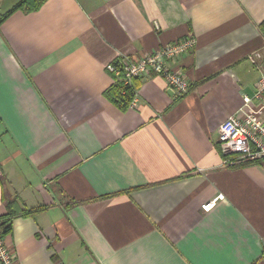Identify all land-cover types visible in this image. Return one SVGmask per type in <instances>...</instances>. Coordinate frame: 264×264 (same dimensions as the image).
<instances>
[{
    "label": "crops",
    "instance_id": "0c3cea01",
    "mask_svg": "<svg viewBox=\"0 0 264 264\" xmlns=\"http://www.w3.org/2000/svg\"><path fill=\"white\" fill-rule=\"evenodd\" d=\"M263 22L264 0H47L0 23V218L44 206L14 217L15 264H264V160L218 142L264 106ZM189 36L185 96L151 74L133 108L104 97L107 64Z\"/></svg>",
    "mask_w": 264,
    "mask_h": 264
},
{
    "label": "built area",
    "instance_id": "2783aa9c",
    "mask_svg": "<svg viewBox=\"0 0 264 264\" xmlns=\"http://www.w3.org/2000/svg\"><path fill=\"white\" fill-rule=\"evenodd\" d=\"M196 40L189 36L156 49L151 54L141 57L121 55L116 61L107 64L106 71L124 88L130 87L132 99L128 107L133 108L137 100V93L133 89L134 82L151 74L161 77L167 87L173 91L176 98H182L189 91V83L181 72L171 69L167 62L179 57L194 48ZM123 93L125 92L122 91ZM264 98V75L259 78L255 86L253 99L261 101ZM244 104L249 106L251 99L244 98ZM261 106L250 109L242 118L230 116L219 125V149L225 156V165H239L264 160V120L258 118ZM221 196L200 206L203 213L213 210ZM0 227V264H15V255L7 248Z\"/></svg>",
    "mask_w": 264,
    "mask_h": 264
},
{
    "label": "trees",
    "instance_id": "16d2710c",
    "mask_svg": "<svg viewBox=\"0 0 264 264\" xmlns=\"http://www.w3.org/2000/svg\"><path fill=\"white\" fill-rule=\"evenodd\" d=\"M46 1L47 0H19L14 6H12L8 11L0 16V23L4 22L10 15L18 11H21L23 13L36 12L43 6ZM261 28L264 33V22L261 24ZM124 90L125 92L123 93L122 91ZM104 97L112 104L119 107V109L126 110L132 99V90L130 89V87L124 88L121 82H116L104 92ZM13 203H10L11 207L9 206V212L4 217L0 218V227L2 228L4 236L10 233L11 223L14 217L18 215L28 217L44 210V206H41L35 209L18 213L15 208H13Z\"/></svg>",
    "mask_w": 264,
    "mask_h": 264
}]
</instances>
